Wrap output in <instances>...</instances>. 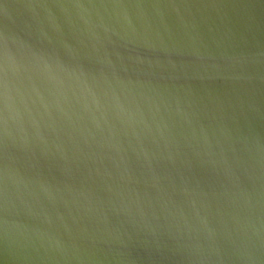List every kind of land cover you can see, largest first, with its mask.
I'll use <instances>...</instances> for the list:
<instances>
[{"label":"water","instance_id":"95a60500","mask_svg":"<svg viewBox=\"0 0 264 264\" xmlns=\"http://www.w3.org/2000/svg\"><path fill=\"white\" fill-rule=\"evenodd\" d=\"M0 264H264V0H0Z\"/></svg>","mask_w":264,"mask_h":264}]
</instances>
